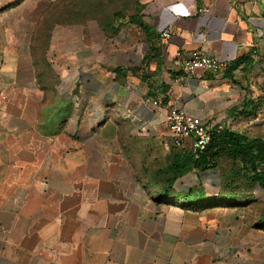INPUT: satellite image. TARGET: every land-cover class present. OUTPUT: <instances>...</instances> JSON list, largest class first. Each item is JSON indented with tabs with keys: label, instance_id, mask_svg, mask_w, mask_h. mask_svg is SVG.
Listing matches in <instances>:
<instances>
[{
	"label": "crops",
	"instance_id": "0c3cea01",
	"mask_svg": "<svg viewBox=\"0 0 264 264\" xmlns=\"http://www.w3.org/2000/svg\"><path fill=\"white\" fill-rule=\"evenodd\" d=\"M45 1L0 0V264H264L261 187L230 205L219 169L169 195L156 176L190 149L170 138L173 107L264 137V0L146 2L118 41L56 52L51 86ZM192 50L223 74L185 73Z\"/></svg>",
	"mask_w": 264,
	"mask_h": 264
},
{
	"label": "trees",
	"instance_id": "16d2710c",
	"mask_svg": "<svg viewBox=\"0 0 264 264\" xmlns=\"http://www.w3.org/2000/svg\"><path fill=\"white\" fill-rule=\"evenodd\" d=\"M140 8L129 17H125L121 11H114L109 29L118 32L125 23L135 20ZM207 169L221 171L224 185L217 198L231 201L226 204L232 205L240 197L246 199L245 187L257 185L264 190V137H253L246 131L231 127L212 128L202 149L196 152L191 149L178 150L169 155L167 167L156 172L161 193H173L176 180L187 172ZM243 186L245 193L241 195ZM212 203H206L204 206H210ZM261 217L264 219V212Z\"/></svg>",
	"mask_w": 264,
	"mask_h": 264
},
{
	"label": "rangeland",
	"instance_id": "374dc122",
	"mask_svg": "<svg viewBox=\"0 0 264 264\" xmlns=\"http://www.w3.org/2000/svg\"><path fill=\"white\" fill-rule=\"evenodd\" d=\"M151 0H46L39 7L40 23L37 28V47L45 54L49 65L43 80L49 86L56 78L55 54L71 52L72 46L86 41L93 47L101 45L103 38L119 40V31L113 32L108 25L113 22L112 13L121 11L129 17L144 3ZM169 1V0H159ZM64 62L66 56L63 57ZM49 103H55L53 92L49 90Z\"/></svg>",
	"mask_w": 264,
	"mask_h": 264
},
{
	"label": "built area",
	"instance_id": "2783aa9c",
	"mask_svg": "<svg viewBox=\"0 0 264 264\" xmlns=\"http://www.w3.org/2000/svg\"><path fill=\"white\" fill-rule=\"evenodd\" d=\"M168 36L169 31L162 32L163 38H167ZM183 68L187 74H195L196 72L202 71L221 75L226 68V63L204 50H192L187 54ZM260 119V115L255 118L256 121ZM166 122L173 143L179 145L184 137L189 136L191 137L190 149L193 152L205 146L212 128H221L217 122L208 124L199 118L187 115L182 109L176 107L169 110L166 116Z\"/></svg>",
	"mask_w": 264,
	"mask_h": 264
}]
</instances>
